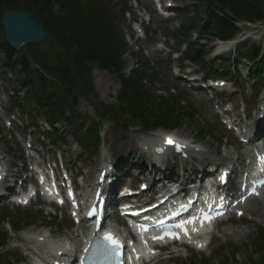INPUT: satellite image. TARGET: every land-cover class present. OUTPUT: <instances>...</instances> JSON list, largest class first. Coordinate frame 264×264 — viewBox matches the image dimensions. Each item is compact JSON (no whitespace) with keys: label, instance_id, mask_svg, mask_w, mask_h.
Masks as SVG:
<instances>
[{"label":"trees","instance_id":"16d2710c","mask_svg":"<svg viewBox=\"0 0 264 264\" xmlns=\"http://www.w3.org/2000/svg\"><path fill=\"white\" fill-rule=\"evenodd\" d=\"M195 1L203 7L201 39L196 45L189 44L182 59L199 61L208 73H213L214 69L221 70L222 67L216 60H206L208 46L202 40L233 38L239 30L238 22L264 21V0ZM125 7L124 0H0V20L8 10L24 9L48 33L44 43L49 42L51 55L39 46L40 43H27L21 49H14L6 42L0 23L1 67L12 71L19 88L25 89L24 107L31 109L35 116L44 115L53 126L63 122L65 131L55 130L57 140L66 142L65 137L71 133L95 154L100 148L102 124L106 118L118 123L129 116L142 122L148 130L194 119L191 105L182 104L181 98L174 95L165 98L149 87L155 79L147 65L136 67L130 75L125 73L123 55L130 50L121 27ZM194 26L192 23L182 26L179 33L187 36ZM242 49H238L237 57L250 60L252 71L264 81L263 46ZM231 58L222 59L225 65L222 70L230 71ZM211 63H214V69L210 67ZM95 68L116 73L121 88L118 103L111 109L102 103V108H97V120L90 121L78 111L77 98L94 95L91 74ZM5 236L0 233V246H4ZM261 245L258 244L259 252L264 251V240ZM4 260L6 254H0V264H7Z\"/></svg>","mask_w":264,"mask_h":264},{"label":"rangeland","instance_id":"374dc122","mask_svg":"<svg viewBox=\"0 0 264 264\" xmlns=\"http://www.w3.org/2000/svg\"><path fill=\"white\" fill-rule=\"evenodd\" d=\"M136 1H142V4L138 3V7H136ZM136 1L129 0V4L132 5V8L130 13L126 14V21L123 23L127 41L132 49L131 53L128 52L123 57L125 61V73L130 75L136 65L141 63L140 59L146 58L150 62L148 64L152 68V78L156 79L155 84L149 85V87L162 93L164 96H166L164 91L167 89H171L170 91H172V88L175 87L176 92L180 93V95L186 99L185 102L190 103L194 107L196 115L194 119L185 118L186 120L180 125L172 123L169 124L170 126L166 125L164 128L156 127V130L153 129L149 131L145 130V126L142 123L131 119L129 116L122 118L118 123H114L113 119L110 117L106 118L103 122L102 146L99 151L100 155L95 157L89 154L85 148L79 146L76 139L73 138V135H69L67 137L68 144L65 147H57V152L53 157L57 159V167L59 169H61L60 160H63L72 173L78 171L80 173H85L84 176L89 182L88 184H93L96 180L95 177L100 173L98 169L101 166V158L106 154L108 157L116 158L121 153L128 154L132 151L133 154L136 155V153L142 152L140 149H136L137 147H134L135 144L125 145V141L128 137H134L135 140L136 138L138 140L140 137L147 136L146 134L165 131L179 138L201 143L204 147L216 151L222 159H225V157H223L224 150H233L235 147V144L232 146V139L227 136L228 134L230 135L231 132L229 133L228 129L219 123L217 117L213 116L212 110L220 111V107L218 103H216L217 98L208 100L209 97L205 96V99L201 91L199 92L198 89L189 88L187 84L183 82V79H179L176 75L179 65L176 55L171 57L172 60L168 58L170 50L175 49L177 46V41L173 39L176 29H178L182 23L188 25L192 19L201 14L200 11L195 8L191 0H166V2L172 1L174 6H176V9L170 12L172 17L166 19L155 9V4L152 0ZM138 14H140V16ZM132 20H137V24H132ZM194 25V30L189 33H192L190 39L189 36H187L184 40L182 34L178 35L181 41H190L192 43L197 41L195 36H198L201 31L200 20L195 19ZM243 30L247 32L242 33L244 36L242 35L240 37L246 36L247 40H245V43L239 44L238 47L248 48L253 44L258 45L259 42H261L260 44H263L264 47V23L262 25L258 24L256 27L249 26ZM169 37L172 39H169ZM34 43H40L39 46L51 55L52 51L48 47L49 42L44 43V41H40ZM211 44L215 46V43ZM229 54L230 52L224 53L223 55L225 57ZM213 55L214 54L211 56ZM169 61H172V63L170 64ZM187 64H189V61L183 63L184 67L187 66ZM246 65L247 63L243 62L238 65V69L243 74H246ZM192 68L197 69V66L193 64ZM196 76L199 77L198 75ZM12 78L13 76H10V74L5 76L3 73H0V133L8 136L17 154H23L24 151V158L28 155L34 161L39 162V156L46 159V157L52 155L47 153V149L38 145L33 134L30 135L25 132V126L30 122L29 116L28 114H22L18 109L14 110L11 100L12 87L14 84L8 82V80ZM91 78L94 86V95H91L90 98L82 96L77 98L78 111L90 121L97 118V108H102V103L105 104L108 109H111L113 104L118 103L117 92L121 88L120 78L112 71L94 69ZM244 80L246 82L245 88L241 90V92L237 91V93H234L231 97L234 102L231 114H238L240 112L239 110L243 108L242 104H244L245 100H247L251 94L249 81L247 78ZM18 121H20V124H18ZM39 123H45L42 116L39 117ZM58 127L63 128V125L59 124ZM207 128L212 129L210 135L209 133L205 135L203 132L206 131ZM180 134H182V136H180ZM229 139L232 145L225 144ZM234 152L235 151H232V153L236 155L237 153ZM131 160H134V158L132 157ZM12 163L19 164L20 161L15 157L12 158L4 150L0 149V167L9 169ZM10 209L12 216L16 215V212L19 210ZM42 209L43 207L38 201L37 203H32L28 207L25 206L22 208L24 213L29 211L31 215L37 216L35 224L27 226L24 230L40 231L48 227L57 235V231L59 234L63 229L62 224L74 226L73 221L67 215L65 216V213H58L54 218L47 215L46 211ZM226 227L235 230L245 229L246 233L222 237L220 241L213 244L212 252L214 253H212V256L215 257L213 259L212 256L210 257L208 251L207 254H201L193 250L189 251L186 255V253H184L185 250H182V254L183 256L185 255V257L177 259V264H217L216 261L219 259L224 261L225 258V260H228L227 264H264V251L259 252L255 250L256 235L260 230H264V220L259 223H245L242 221L239 225H228ZM7 228V223L0 225V230ZM17 237H21V235L10 232L7 250L11 251L13 257L23 260L19 264L32 263L28 255V248L33 247L32 244L26 241L20 244L22 240H16L15 238Z\"/></svg>","mask_w":264,"mask_h":264},{"label":"water","instance_id":"95a60500","mask_svg":"<svg viewBox=\"0 0 264 264\" xmlns=\"http://www.w3.org/2000/svg\"><path fill=\"white\" fill-rule=\"evenodd\" d=\"M7 42L14 48H19L27 42L44 40L48 33L22 9L5 12L1 18Z\"/></svg>","mask_w":264,"mask_h":264},{"label":"bare ground","instance_id":"6f19581e","mask_svg":"<svg viewBox=\"0 0 264 264\" xmlns=\"http://www.w3.org/2000/svg\"><path fill=\"white\" fill-rule=\"evenodd\" d=\"M224 46L231 48L234 46V41L226 42L224 44ZM214 115L217 116L218 114L214 113ZM180 136H182V134H180ZM156 137L158 138L159 136L156 135ZM156 139H154V141ZM136 141H137V138L135 140L134 137H132V138L128 137V139L125 141V143H126L125 145L127 146V144L128 145L135 144L134 147H136L137 146ZM188 145L190 146V144H188ZM182 149L183 150H181V152H183V151L188 152L191 149V147L186 148L184 146ZM224 154L230 155L231 151L224 150ZM261 157L263 158V154L258 152V155L256 158L259 159ZM206 158H207V160L211 159L210 156H206ZM243 161H244V155L240 154L236 158H234V165H237V164L239 165ZM0 173H1V170H0ZM210 200H214V198H211ZM249 210L251 212H253L257 217L264 218V196H262L261 199L256 200L255 204H253V203L246 204V211H249ZM252 220L254 221V219H252ZM221 231H222L223 237H228V236H231L233 234L246 233L245 230H234V229H231L229 227H224ZM39 237H43V240L38 239L37 244L35 246H38L39 249L43 250L47 256L53 257L55 260H59V262L66 260V257L63 256V254H61V255L58 254V250L60 249L58 247V245H59L58 243L51 242L50 239H48L45 235H39ZM214 239H218V236L216 234L213 236V240ZM66 250H68V249L66 248ZM141 251L142 250L140 249L139 253H141ZM30 264H32V263H30Z\"/></svg>","mask_w":264,"mask_h":264},{"label":"snow or ice","instance_id":"6c2138e0","mask_svg":"<svg viewBox=\"0 0 264 264\" xmlns=\"http://www.w3.org/2000/svg\"><path fill=\"white\" fill-rule=\"evenodd\" d=\"M167 143H169V144H173L174 142L171 141V140H168ZM175 147H176L177 151H181V150H182L181 147H180L179 145H175ZM260 183L264 184V180L260 181ZM105 238L108 239V240H111V242H112L114 245H117V243H118L116 240L112 239V237H111L110 235H109V236H106ZM161 238H162V237H161Z\"/></svg>","mask_w":264,"mask_h":264}]
</instances>
